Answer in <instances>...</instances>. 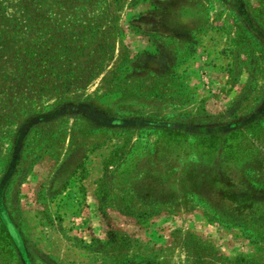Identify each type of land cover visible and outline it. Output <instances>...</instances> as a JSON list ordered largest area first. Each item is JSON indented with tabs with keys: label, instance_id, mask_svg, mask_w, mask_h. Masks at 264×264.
<instances>
[{
	"label": "crops",
	"instance_id": "obj_1",
	"mask_svg": "<svg viewBox=\"0 0 264 264\" xmlns=\"http://www.w3.org/2000/svg\"><path fill=\"white\" fill-rule=\"evenodd\" d=\"M122 1L125 27L104 32L113 43L92 49L80 47L79 53L74 45L76 71L65 75L53 72L58 81H75L80 73L90 75L87 84L59 92L56 102L46 103L44 110L27 116L17 135L22 137L23 132L31 133L45 125L44 131L53 139L43 146V157L53 163L43 178L49 181L50 192L58 196L57 201L48 204L70 210L109 209L134 217L135 222L140 214L145 233L150 226V240H176L175 249L179 250L182 243L177 244V240L184 235L190 248L195 246L196 236L206 241L209 238L199 233L192 218L188 220L194 209L186 212L188 223L182 229L176 219V200L145 202L140 194L152 190L147 186L151 177L147 175L156 177L159 170L163 181L166 170L172 172L176 167L171 164L175 154L167 158V164L158 156L159 146L177 147L175 134L185 133L187 139H193L197 133L216 130L232 121L233 115L245 114L247 108L254 110L246 99L260 95L258 86L264 82L258 70V54H264V0ZM251 2L261 3L262 16L255 14ZM226 8L238 26L227 17L226 29H201L211 10L215 9L218 19ZM80 30L68 34L75 41ZM51 52L46 55L48 66L57 56ZM251 67L256 70L253 81L248 73ZM249 81L251 85L256 83L252 91ZM16 146L17 142L13 148ZM179 155L182 152L178 154L181 158ZM193 202L192 208H206L195 199ZM156 205L159 213L148 212ZM153 217H160L158 223ZM111 227L95 233L91 246H82L85 259H94L92 264L195 262V257L189 261L173 253L168 255L161 247V252H147L146 257L129 255L124 250L112 256V249L128 246L135 239ZM155 227L163 233L154 231ZM106 232H110L113 242L98 246L97 242L106 240Z\"/></svg>",
	"mask_w": 264,
	"mask_h": 264
},
{
	"label": "rangeland",
	"instance_id": "obj_2",
	"mask_svg": "<svg viewBox=\"0 0 264 264\" xmlns=\"http://www.w3.org/2000/svg\"><path fill=\"white\" fill-rule=\"evenodd\" d=\"M89 3L0 0V221L3 225L10 223L16 234V241L11 240L6 247L8 250L0 253V264H92L94 259L91 256L85 259V251L81 248L91 245L95 233L104 232L111 226L129 233L135 239L128 246L118 245L112 249V256L124 250L129 255L146 257L147 252L149 255L161 252L158 250L161 247L166 248L168 255L173 253L174 256L189 258V261L195 257L193 264H264V154L259 155L254 163L243 161L231 164L230 170L234 175L226 179H220L217 173L225 169V164L219 162L222 149L215 151L216 162L208 164L205 161L208 168L213 169L211 173L218 168L209 178L189 180L194 183H189L186 177L180 179L185 170L183 162L178 165L180 160L173 163L176 167H172V172L166 170L164 187H170L174 178L180 189L173 199L176 200L173 203H179L175 210L179 214L177 223L186 229V212L194 209L188 220L193 219L201 235L205 233L209 236L207 241L196 236L195 246L190 248L184 235L178 237L177 244L182 243L183 246H178L179 250L175 249L176 240H150L151 235L149 238L147 235L150 226L145 233L140 222L143 215L140 214L135 222L134 217H124L109 209L70 210L48 204V201H57L55 198L58 197L50 192L49 181L43 178V174L53 165L52 159L43 157V146L46 147L53 139H49L44 131L45 125L37 126L31 133L23 132L22 137L17 134L27 116L44 110L46 106L43 105L56 102L59 92L73 85L60 83L54 79L53 72L56 70L57 75H65L76 71L74 45H77V53L80 47H105L113 41L104 32L107 30L111 33V29L125 27L122 0H91ZM250 5L258 17L262 16L260 2H251ZM214 11H210L201 29H226L224 22L228 18L238 26L227 8L218 19ZM71 30L82 31L80 37H74L75 41L68 34ZM50 50L57 56L52 60L55 63L48 66L46 55ZM258 70L264 75L262 52L258 54ZM76 85L83 87L80 83ZM246 101L254 109L252 112L247 108L249 113L246 110L245 114L233 115L232 121H226L220 128L210 131L224 136L231 133L227 143L234 144L239 134L250 135L257 126L264 129V98L257 104L253 97ZM16 142L19 147L13 148ZM158 171L154 175L161 179L162 174ZM187 182L193 185L195 191H200L199 187L204 185L210 189V193L205 192L203 196L212 203L211 209L192 208L195 197L191 190L185 191L190 189ZM37 189L38 192L34 193ZM250 201V207L246 208ZM238 206H242L243 210H238L237 221L234 208ZM149 209L148 212H160L157 205ZM256 215H259L258 224L254 223ZM159 218L152 219L158 223ZM254 224L258 227L259 235L251 228ZM204 226H207L206 229ZM155 229L163 233L159 227ZM172 245L173 249L170 248ZM154 256L157 258V255Z\"/></svg>",
	"mask_w": 264,
	"mask_h": 264
},
{
	"label": "trees",
	"instance_id": "obj_3",
	"mask_svg": "<svg viewBox=\"0 0 264 264\" xmlns=\"http://www.w3.org/2000/svg\"><path fill=\"white\" fill-rule=\"evenodd\" d=\"M62 1L74 2V3L83 2L89 5L90 4L89 2L91 0H62ZM226 58L227 59L230 58L229 53L227 54ZM253 67H251V69L248 71L250 75V79H252V81L255 79V73H256V70ZM89 76L90 75L82 76L80 73L78 79L75 81L73 80L71 81L69 79H63L59 82L70 83V85L73 84L71 87L63 88L64 90H66L72 87H76L77 86L76 83H80L81 85H84L87 82L86 80H88ZM251 84L252 83H250L249 81L248 86L252 91L256 83L254 81L253 85ZM258 89L261 90H260V95H258L255 98L256 104L264 98V84L262 83V85L258 86ZM186 135L187 134L185 133L184 134L179 133L174 135L176 137V140H174V142H176L177 147L172 148L170 145L159 146L158 156H161L160 160H162L164 164H167L168 163L166 162L168 160L167 158L172 157L175 154V156L177 157L175 158V160L171 162V164H173L176 160L178 161L180 160L178 164L183 162L185 166V170L183 171V174L180 179L186 177V180L188 181L191 179H194L195 181L197 180L196 179L197 177H202V180L205 178H209L211 174H214L215 171L218 170V168H215L214 171L211 173V170L213 169L208 168V164L217 161L215 158L216 150L222 149L220 156L222 158L219 160V162L225 164V169H223V171L220 170L219 172H217L219 174L220 179H226L228 176L232 174V171L230 170L231 164L233 165V163L236 164L237 162L242 163L243 161L245 162L247 161L248 163H254L255 161L258 160L259 155L264 154V129L259 126H257V128L254 129V132L251 133L250 135L239 134L238 140L234 144H231L230 142L227 143L228 137L232 136L231 133L224 136V134L217 133L216 131H209L204 133H197L193 139H187ZM167 136L168 138L171 137L169 135ZM226 148H228V150H226ZM179 152L180 153L182 152V155H179L181 156V158L180 157L178 158ZM227 154L228 156H226ZM188 155H189V159H188ZM191 155L194 156L192 160H191ZM206 160L208 164H205ZM217 167H219V165ZM197 172H201V173L196 174ZM147 176H151L148 178L147 186L149 187L152 186V190L151 191L148 190V192H143V194H140V198L142 201L145 202H154V201L157 202V201H165V200L170 201L176 198L178 192H180V189L177 183L174 181V178H172V181L170 183L171 186L170 187L167 186L165 188L164 187L165 185L163 181H161V179H158L157 177H153L150 174ZM189 183H194V182L189 181ZM189 183L188 186L190 187V189L187 188L185 191L191 190L197 202L201 203L206 208L211 209L212 203L210 201H207L203 196L205 192H208L209 194L210 189L204 185L202 187H199L200 191H195L193 185H189ZM200 193H202V196L200 195ZM251 203H252L251 201L247 203L248 205L246 206V208H249ZM234 209H236L234 213V217L238 221V210L241 211L243 210V208L242 206L240 207L238 206ZM210 213L212 214V212ZM257 216L259 215H256L254 223L258 224ZM251 228H254L259 235V230L256 224H254V226ZM109 233L110 232H106L107 236L104 242L102 243L97 242L98 246L111 244L113 242L112 236ZM11 240H13L14 242L16 241V234L12 226L8 222H5V225H3L0 221V253H2L3 251L6 252V250H8L6 249V247L8 246V244L11 243ZM94 245H96V243H94ZM88 246L91 245L88 244Z\"/></svg>",
	"mask_w": 264,
	"mask_h": 264
}]
</instances>
